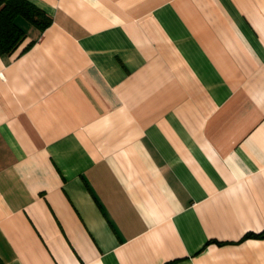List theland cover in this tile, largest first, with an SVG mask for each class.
<instances>
[{
  "label": "crops",
  "instance_id": "crops-1",
  "mask_svg": "<svg viewBox=\"0 0 264 264\" xmlns=\"http://www.w3.org/2000/svg\"><path fill=\"white\" fill-rule=\"evenodd\" d=\"M28 1L0 264H264V0Z\"/></svg>",
  "mask_w": 264,
  "mask_h": 264
},
{
  "label": "trees",
  "instance_id": "trees-1",
  "mask_svg": "<svg viewBox=\"0 0 264 264\" xmlns=\"http://www.w3.org/2000/svg\"><path fill=\"white\" fill-rule=\"evenodd\" d=\"M17 18L24 19L40 31L45 30L52 22L43 10L28 0H0V55L13 54L26 37L24 31L16 24ZM249 236L262 238L264 231Z\"/></svg>",
  "mask_w": 264,
  "mask_h": 264
}]
</instances>
